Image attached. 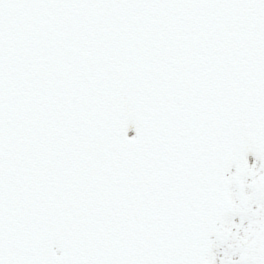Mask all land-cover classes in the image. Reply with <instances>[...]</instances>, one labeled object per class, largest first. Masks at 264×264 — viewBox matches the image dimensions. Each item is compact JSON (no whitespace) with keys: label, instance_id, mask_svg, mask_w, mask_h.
I'll use <instances>...</instances> for the list:
<instances>
[{"label":"snow or ice","instance_id":"snow-or-ice-1","mask_svg":"<svg viewBox=\"0 0 264 264\" xmlns=\"http://www.w3.org/2000/svg\"><path fill=\"white\" fill-rule=\"evenodd\" d=\"M0 264H264V0H0Z\"/></svg>","mask_w":264,"mask_h":264}]
</instances>
